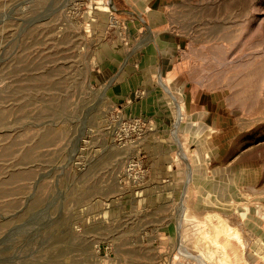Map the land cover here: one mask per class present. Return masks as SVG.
Here are the masks:
<instances>
[{"label":"rangeland","instance_id":"obj_1","mask_svg":"<svg viewBox=\"0 0 264 264\" xmlns=\"http://www.w3.org/2000/svg\"><path fill=\"white\" fill-rule=\"evenodd\" d=\"M0 264H264V0H0Z\"/></svg>","mask_w":264,"mask_h":264}]
</instances>
